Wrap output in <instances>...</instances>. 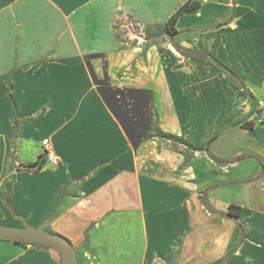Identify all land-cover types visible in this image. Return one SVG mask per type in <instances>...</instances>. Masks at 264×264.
Wrapping results in <instances>:
<instances>
[{"label": "crops", "instance_id": "1", "mask_svg": "<svg viewBox=\"0 0 264 264\" xmlns=\"http://www.w3.org/2000/svg\"><path fill=\"white\" fill-rule=\"evenodd\" d=\"M187 1L198 6L167 33ZM123 17L162 34L121 38ZM171 42L209 53L250 94L213 58ZM155 127L227 167L264 158V0H0V224H42L73 245L78 264H89L83 251L98 264H264V208H248L251 179L232 189L223 177L199 193L195 163ZM43 138L58 164L39 160ZM204 202L215 212L241 206L240 243L238 224ZM0 264L60 256L0 239Z\"/></svg>", "mask_w": 264, "mask_h": 264}, {"label": "rangeland", "instance_id": "2", "mask_svg": "<svg viewBox=\"0 0 264 264\" xmlns=\"http://www.w3.org/2000/svg\"><path fill=\"white\" fill-rule=\"evenodd\" d=\"M114 28L121 38H123V34L128 31L135 34L136 38L141 37L144 40L148 39L150 35L157 37L162 34V29L160 27L145 26L130 17H123L118 24H115ZM153 135L170 148L183 153L185 156V163H195L194 167L197 170V175L194 178V182L198 187L199 193L202 194L206 187H208L206 188L208 190L219 181H223L221 180L223 177L228 179V182L226 179L224 182H227L226 185L231 186L232 189L236 187V181L248 178L251 179L247 189L248 208L257 207V203L261 201L262 208H264V158L257 162L256 167H227L226 165L214 163L210 160V157L206 156L198 148L180 136L161 132L157 127L154 129ZM197 162L198 165L196 164ZM246 169L248 173L244 172ZM258 169L259 172L257 174L256 170L258 171ZM203 208H205L204 205ZM214 220L216 221L215 218H211L208 219L207 222L216 225L218 222L216 223Z\"/></svg>", "mask_w": 264, "mask_h": 264}, {"label": "trees", "instance_id": "3", "mask_svg": "<svg viewBox=\"0 0 264 264\" xmlns=\"http://www.w3.org/2000/svg\"><path fill=\"white\" fill-rule=\"evenodd\" d=\"M198 6V3L193 1V2H185L181 7H179V9H177L174 14L170 17V19L167 21L166 23V32L169 33V34H172L175 32V29L173 28V25H174V22L176 20V18L184 11H188V10H191V9H194ZM159 27V26H157ZM173 47L178 51L180 52L181 54L183 55H195V56H205V57H211L213 58L218 64L219 66L224 70V72L226 73V75L229 77L230 80H232L234 83H236L237 85H239L240 87L244 88L249 94V90L245 87V84L243 83L242 79L234 72L232 71L231 69H229L228 67H226L225 65H223L219 60H217L215 57H213L212 55H210L209 53L207 52H203V51H194V50H185L183 48H181L176 42H171ZM239 124L243 127H248V128H251L252 127V123L251 121H248V120H242L239 122ZM211 159H215L217 160V158L215 157H212L210 156ZM246 157H256L257 159H260V157H257L255 155H249V156H245L243 158H246ZM239 159H242L240 157H237L236 159H233V161H237ZM40 160V158H39ZM42 162H39L38 163H32V164H29L28 167L29 168H39L41 166ZM5 201H7V199L5 198L4 199ZM8 203V201H7ZM9 206H11L9 203H8ZM204 206L206 209H208V211L211 213V214H215V215H218V216H222V217H226V218H229L231 219L232 221H234L236 224H238V226L240 227V238H239V243L242 241V237H243V233H244V226H243V223L242 221L240 220V214H241V211H242V208L240 205L236 204V203H229L228 205V209L226 212H215V211H212L211 209H209L207 207V205L205 204L204 202ZM12 207V206H11ZM14 243H17V244H27V243H24V242H18V241H12ZM37 246H44V247H47V248H50L48 246H45V245H42V244H35ZM232 252V251H231ZM226 262V257L223 258L219 264H225Z\"/></svg>", "mask_w": 264, "mask_h": 264}, {"label": "water", "instance_id": "4", "mask_svg": "<svg viewBox=\"0 0 264 264\" xmlns=\"http://www.w3.org/2000/svg\"><path fill=\"white\" fill-rule=\"evenodd\" d=\"M0 239L42 244L48 246L60 256V264H78V257L73 245L58 233L46 229L42 224L31 225L23 222L21 226L0 224Z\"/></svg>", "mask_w": 264, "mask_h": 264}, {"label": "built area", "instance_id": "5", "mask_svg": "<svg viewBox=\"0 0 264 264\" xmlns=\"http://www.w3.org/2000/svg\"><path fill=\"white\" fill-rule=\"evenodd\" d=\"M41 144L43 146V156L40 157V159L45 160L49 164L56 165L59 163V159L55 156L53 153L50 142L48 138H43L41 140ZM83 257L88 260L89 264H98V262L95 261V256L90 251H83Z\"/></svg>", "mask_w": 264, "mask_h": 264}]
</instances>
